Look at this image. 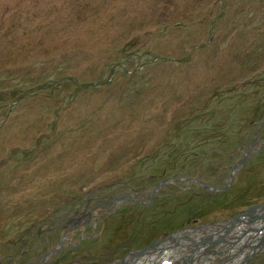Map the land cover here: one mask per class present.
<instances>
[{
	"label": "rangeland",
	"instance_id": "rangeland-1",
	"mask_svg": "<svg viewBox=\"0 0 264 264\" xmlns=\"http://www.w3.org/2000/svg\"><path fill=\"white\" fill-rule=\"evenodd\" d=\"M263 114L264 0H0V264L214 232L264 203Z\"/></svg>",
	"mask_w": 264,
	"mask_h": 264
},
{
	"label": "bare ground",
	"instance_id": "bare-ground-1",
	"mask_svg": "<svg viewBox=\"0 0 264 264\" xmlns=\"http://www.w3.org/2000/svg\"><path fill=\"white\" fill-rule=\"evenodd\" d=\"M248 219V223H238L233 227L231 226V230L230 224H223L214 232L207 226L178 231L173 237L160 240L147 253L130 257L120 261L119 264H155L156 258L162 252L164 253L162 255H167V257L171 254H177L183 257L187 264H209V261L215 259V255L225 257L223 262L219 264H244L245 259H249L254 251L264 250V218L259 223L250 222L251 218ZM247 224L253 228L249 229ZM243 225H246L247 228ZM214 238H219L220 241L208 242L207 240ZM187 240L193 243V248L189 251L186 247L191 246L187 245L190 243ZM195 241H199L195 244L196 246L194 245ZM43 259L47 260L46 255L43 256ZM42 260H38V262Z\"/></svg>",
	"mask_w": 264,
	"mask_h": 264
},
{
	"label": "water",
	"instance_id": "water-1",
	"mask_svg": "<svg viewBox=\"0 0 264 264\" xmlns=\"http://www.w3.org/2000/svg\"><path fill=\"white\" fill-rule=\"evenodd\" d=\"M246 159H247V157L245 156V158L243 159V160H240L238 163H236L235 165H233V171L234 170H236V169H239L240 168V166L241 165H243V164H245V162H246ZM233 171L231 172V180H233ZM171 179H173V178H170V179H166V180H164V181H162L155 189H154V193L160 188V186L164 183V182H166V181H170ZM176 180V179H175ZM195 181H198V182H200V183H204L203 181H201V180H198V179H196ZM232 182V181H231ZM231 184V183H230ZM208 188H210L211 189V187H209L208 186ZM221 189H223V187H220V188H213V190H221ZM129 198H132V197H127V196H123V197H120V198H118V200H122V199H129ZM257 209V210H256ZM255 210H256V212H255ZM248 218H251L250 219V222L251 221H254V223H259L263 218H264V204H257V205H253V206H251L248 210H246L245 212H243V213H240V214H238V215H236V216H234L232 219H230L229 221H227V223H226V225H229L230 224V230L232 229V227L233 226H235L236 224H238V223H248L249 221V219ZM214 225H217V226H221V225H223V223L222 222H219V223H215ZM225 225V226H226ZM247 225H249V224H247ZM232 226V227H231ZM249 229H251V228H253V227H251V225H249ZM195 229V228H194ZM258 229V228H257ZM253 230H255V229H253ZM227 232V231H226ZM226 232H225V234H226ZM224 235V234H223ZM171 237H173V235L171 236ZM171 237H169V238H171ZM221 238V237H220ZM208 240V242H213V241H220L219 240V238H214V239H212V240H210V239H207ZM197 242H199V241H195L194 243L196 244ZM158 243V242H157ZM155 245H151V246H148V247H146V248H144V249H141V250H139V251H137V252H134V253H132V255H134V256H136V255H142V254H145V253H147L151 248H153ZM196 246V245H195ZM257 251H254L253 252V254L254 253H256Z\"/></svg>",
	"mask_w": 264,
	"mask_h": 264
},
{
	"label": "flooded vegetation",
	"instance_id": "flooded-vegetation-1",
	"mask_svg": "<svg viewBox=\"0 0 264 264\" xmlns=\"http://www.w3.org/2000/svg\"><path fill=\"white\" fill-rule=\"evenodd\" d=\"M136 197H137V198H136ZM138 197H139V195H138V194H135L134 198L138 199ZM103 198H104V197H103ZM115 199H116V196H114L113 199H112V201H110L109 203L114 202ZM99 205H100L101 207L108 206L107 203H105V202H103V201H101V202L99 203ZM109 207H111V206H109ZM86 208H87V209L89 208V204L87 205ZM84 212H85V210H84V211H83V210H80V211L77 213V216H78V215H82ZM42 259H43V256L40 257V259H38V260H42ZM38 260H36V261H31V262L28 263V264H39L40 262H38Z\"/></svg>",
	"mask_w": 264,
	"mask_h": 264
}]
</instances>
